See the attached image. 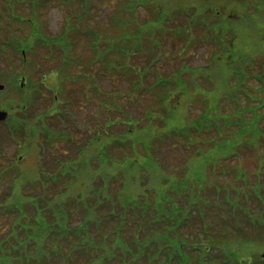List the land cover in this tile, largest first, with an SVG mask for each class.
I'll list each match as a JSON object with an SVG mask.
<instances>
[{"label":"rangeland","instance_id":"1","mask_svg":"<svg viewBox=\"0 0 264 264\" xmlns=\"http://www.w3.org/2000/svg\"><path fill=\"white\" fill-rule=\"evenodd\" d=\"M37 1L42 6L39 5L36 10L32 9L31 2L33 4ZM46 1H14L13 8L17 15L13 16L11 14L12 11L9 13L5 10L3 0H0V43L7 38H10L9 40L18 38L16 46L18 51L15 54H5L0 50V109H4L2 106H5L4 110L9 112L5 122L0 125V134L4 135L5 141H7V138L11 139L6 144L4 143L6 148L7 145L10 146L9 149H6V153L9 154L10 158L4 159L0 156V204L19 197L23 203L27 201V207H25V210H27L30 209L28 205L31 198L40 197V207H42L47 197H67L68 194L73 196L83 195V198L87 199V201L90 200V203H98L99 216L103 220L106 217V220H109L106 223L105 231L100 230V234L94 236H102L104 238L108 233L113 235L112 228L115 227V224L118 226L116 220L115 223L114 221L112 223V220L115 218L113 202L116 201L113 195L117 194L118 190H121L120 202L143 198L161 203L164 193L172 190L173 192H178V189L174 187L180 185L184 180H194L198 190L205 189L208 181L206 177L208 167L205 160L207 155H212L207 153L206 155L200 153L195 155L196 151L189 152V150L184 148L185 140L176 141L173 138H170L162 146L161 144L156 145L153 141L154 149L152 151L145 148L149 144L148 139H156L159 132L164 131L162 129L165 124L162 123L165 121V117L158 112V102L160 99L156 97L157 93L154 89H152V91L154 90L152 97L145 95L141 100L142 104L147 105L152 112L150 121H145L142 115L137 114L140 110L139 106L129 104L126 97L127 91L131 89L130 87L135 86L132 83V79L133 81L135 80L132 77L134 73L127 70L129 60H122L124 62L123 69L132 75H119L117 76V81L112 82L111 75L113 72L108 71L107 68H101L102 63L95 62L92 66L88 65V59L93 54L89 50L92 47L90 41L95 36L92 37L91 34L83 36L75 32L70 33L69 36H73L71 44L73 47L69 48V52L64 59L57 44L49 47H43L42 44H34V37H30V32L33 31V28L29 23L22 20L23 18L26 19L33 16L31 23L34 24V21H36L34 18H37L41 22L38 26L39 31L46 35L47 39H50L58 34L63 35L64 27L67 26L66 20L69 23L70 20H74L69 17L73 11L78 10L82 12L84 9L86 10V15L79 21L74 20L75 24L79 30H97L100 33L98 36L99 43L104 46H108L106 41L109 40L114 41L112 43L125 44L126 42H116L118 41L117 37L124 31L130 34L134 29L139 27V29L145 31L135 41L142 42L143 52H146L147 49L151 50V59H154L156 62L155 58L159 57L158 63H162L161 70L158 69L154 61V66L148 67L149 79L146 83L153 85L156 74L159 72L166 74L176 72L183 65L178 62L180 59H175L172 62L174 67L170 69L169 64L173 56L169 55L167 58L165 54H160V51L153 47L152 43L154 39L159 37L155 36L156 34L151 36L145 32H156L154 28L156 27L155 19H158L162 14H174L178 9L186 6L199 7L200 11L204 10L206 6H215L218 11L226 15L230 22H235L239 18V21L234 23L232 27L238 34L237 40H240L244 46L251 47L249 55H264V43H262L261 48H258L256 45V41L264 40V0H150L149 4L144 6V8L136 7L134 12H126L123 8L121 10V0H95L92 4H88V7L77 1H72L69 7L64 6L62 0H52L49 3H46ZM253 3H255L254 6H250L247 9V6ZM155 12L159 13L156 14ZM18 17L20 20L17 19ZM173 18L178 20L176 16ZM38 28L35 25L34 30H38ZM136 32L131 34H136ZM194 32H196L195 28ZM203 35L204 33L200 34V36L194 33V37L199 36V39ZM198 38H194V40ZM130 39H132V36H130ZM178 39L181 40L182 38ZM178 39H170L169 42H177L179 41ZM29 43L34 47L37 46L36 50L31 48ZM26 47H28L27 54L23 50L24 55H21L22 53H19V49ZM183 48L181 43L177 47H172L173 50L176 49L177 53L175 54H180L181 52V55H184V58L181 59L187 62L188 67L200 69L201 66L207 64L210 53H202L203 49L201 48L191 54L189 51H183ZM68 56H72V58H68ZM106 56L111 58L112 55L107 51ZM144 59V55H141L135 62L144 63ZM86 62V67L88 68L81 67L85 66ZM61 63L65 64V70L73 73L71 76H65L66 74L64 73L55 75V71ZM83 69L86 71L92 70L97 75L95 94L85 91L83 87V84H86L85 81H88L86 77L83 76V78L81 76ZM74 72L76 73L74 74ZM115 74L118 75L117 73ZM75 75L78 81L74 79L73 82L72 80L67 81L75 77ZM20 77L24 78L25 82L28 81L30 83L26 88L23 85L22 88L24 89H21L19 86ZM222 85V83H216L214 87ZM201 87L202 89H206V85L203 83ZM116 88L120 89V91L117 92ZM83 90L85 93H83ZM196 91L198 92L199 90L194 89L193 95L197 93ZM58 92L60 93L58 101L53 102L56 100V98L54 99V94L58 95ZM190 92L189 90L186 91L178 101L182 105L189 106L195 110L199 105L198 97L194 98L193 95H189L188 93ZM105 100L117 104L116 111H114V104H112L109 116L112 118L113 116L115 118L118 116L123 117L126 112L132 116L133 126L126 133L127 135L123 137V142L127 146L120 144V142H115L112 144L111 149L108 147L104 156L100 154V159L97 157L98 160H96L93 157L99 144H109L112 134H110V131L106 133L105 127L102 131L97 128L95 136L98 138V141H96L94 146L87 148L88 138H92V135L87 134L86 130L83 129L82 123H88L89 118L94 116V114H96L94 121L100 123L101 114L98 107L103 105V101ZM216 100V98H204L203 103L212 104ZM55 105L62 108L59 116L51 113V109L55 112ZM102 111L104 115H107L106 108ZM188 114L189 112L185 110L179 112L176 119L178 123L186 120L179 121L189 117ZM157 119L161 120L158 121ZM32 125L35 126L36 133L38 132L37 136L39 137L37 139H33V136L30 137L29 127ZM171 125L173 126L172 123ZM24 126L28 127L27 133L24 132ZM121 128L122 126L119 124L118 126H112L117 135L123 131ZM56 131L60 133L61 137L59 133L56 135L52 134V132ZM64 134L68 136L67 140H64ZM14 147H17V149H14ZM82 149L86 150L79 157L80 150ZM192 153L193 155L191 156ZM149 154H153L154 156L151 155V158H149ZM242 154V156L240 154V158L236 163H231L235 166L229 167L230 175L228 173L223 175L218 174V185L216 184L217 195L206 193L209 195L206 196L205 193L201 194L204 201L212 199L210 203L214 205V208L222 212L220 213L222 216L225 215V210H228L226 201L232 207L235 205L234 202L241 206L240 210L233 214H239L241 217L237 223V226H240V231H242L240 235L234 234V232L237 233V230L232 227V224L227 223L228 221L224 218L215 222L214 220L217 215L215 216L214 214L216 213L201 206L200 213L203 215V219H200L201 222L193 219L192 223L191 221H187L177 228H166L161 226L162 224L157 225L155 236H159L160 241L152 242L149 239H145L146 241L141 239V244L145 241V244L147 243L146 248L161 250V254L163 255L167 253L165 245L172 244L171 241L167 242L166 240L174 239L175 235L178 236L174 239L175 241H180V237H184L191 244L197 242L203 246H208L211 242L208 239H213L214 237V244L216 246L212 251L204 248L203 252L195 251L190 255L191 253L189 254V251L186 249L179 252L175 249V253L178 256L176 261H179L180 264H191L192 260L201 258H209L207 260H210L209 262H213L214 264L220 261H223V264H228L237 254L238 258L247 253L249 254L251 244L249 241H244L243 236H254L255 241H258L259 245L264 244V229L261 232H258L262 229L259 227L251 229L249 220L242 214V209L244 208L249 209L253 213V216L261 213L257 199L253 198L257 202L252 199L249 201V199L252 197L251 193H254L258 186L264 188V150L261 149L257 153L255 150L252 153L243 151ZM71 157H78V172L73 174L74 181L72 183L74 184L58 183V180L51 182L49 180L50 176L55 174L59 176V163L55 162L56 158L62 160L60 162L62 166L70 167L68 160ZM180 161L183 164L181 168H184V172L179 169V172H182L183 175L178 173V176L181 175L183 179L176 180V175L172 174L174 170L171 168H174ZM102 162L104 163L103 165H101ZM237 172L241 175L240 179L234 177V173ZM113 175H117V180L121 181L119 184H112ZM256 177L259 178L257 185ZM219 184L223 188L220 191L223 195L220 196V199L217 197L220 190ZM40 185L44 186V189ZM93 191L95 193L91 194ZM183 197H185V194L180 198L175 196L174 199L178 203V200L183 199ZM183 201L179 202V204L186 211L188 203L185 199ZM219 201L223 203V209H221L219 204L216 206ZM104 204L110 206L109 210H113V213L109 211L106 215ZM165 206L170 208V205L167 203H165ZM31 214L32 212H26V216H30ZM5 218L4 216L0 218V239L8 238L10 233V229L7 227L9 216ZM76 220L78 223L80 218H76ZM91 227L93 230L97 229L94 225H91ZM133 227L129 226L128 230ZM132 232L141 236L143 235L142 232L137 231L135 228L123 232V234L129 238ZM116 239L117 237L108 242L111 248L115 247L114 240ZM143 252L144 256L147 251L143 250ZM247 259H249V256H247ZM105 260L106 258H104V264ZM240 260L243 264L244 258ZM128 261L129 264H133L138 260L132 256ZM117 262L119 263V261ZM232 262L237 264L236 261L232 260Z\"/></svg>","mask_w":264,"mask_h":264},{"label":"trees","instance_id":"2","mask_svg":"<svg viewBox=\"0 0 264 264\" xmlns=\"http://www.w3.org/2000/svg\"><path fill=\"white\" fill-rule=\"evenodd\" d=\"M14 1L16 2L17 0H3L5 10L9 13L12 11L11 14L13 16L17 15L13 8ZM50 1L52 0H47L46 3ZM62 1L63 5L67 7H69L72 1L81 2L85 7H88V4H92L95 0ZM149 2L150 0H121L120 9L122 10L123 8L126 12H134L136 7L144 8ZM254 4L255 3L248 6L246 5L247 9L250 6H254ZM39 5V1L33 4L31 2L32 9L36 10ZM85 13L86 10L84 9L82 12L78 10L73 11L69 17L70 19L73 18L79 21L86 15ZM155 13L158 14L159 12ZM175 16L178 20L173 18ZM32 17L23 18L22 21L29 23L33 28V31L30 32V37H34L35 40L33 43L42 44L43 47L57 44L64 59L69 52V48L73 47L71 46L73 36H69L70 33L75 32L83 36H87L88 34H91L92 37L95 36V38H92L90 41L92 47L89 48V50L93 54L92 57L90 56L88 59V65L92 66L95 62L102 63L101 68H107L108 71L113 72L111 75L112 82L117 81V76L119 75H132L130 73L132 71L134 73L132 77L135 78L134 81L132 79V83H134L135 86L128 89L126 97L129 104L140 107L137 114L142 115L145 121H150L152 112L147 105L142 104L141 100L145 95L152 97L153 91H156V97L160 99L158 102V112L165 117V121L162 123L165 124V126L162 129L164 131L159 132L156 139H148L149 144L145 147L146 149L149 151L154 149L153 141L156 145L161 144L162 146L164 143H167L170 138H173L176 139V141L181 139L185 140L186 143L184 148L189 150V152L196 151V153H194L195 155L198 153L206 155L207 153L212 156L207 155L205 160L208 167L206 171L208 181L205 189L198 190L194 180H184L180 185L174 187L178 189V192H173V190L166 191L161 203L143 198H135L130 201L123 200V202H120L121 190H118L117 194L113 195L116 201L113 202L115 218L112 220V223L113 221L114 223L117 221L118 226L115 224V227L112 228L113 235L108 233L104 238L102 236H94L100 234V230L103 232L105 231L106 223L109 222V220H106L107 217L103 220L99 216L98 203H90V200L87 201V199H84L83 195L73 196L68 194L67 197H47L46 200L44 199L45 203L42 207H40V197H37L39 199L31 198L28 205L30 209L27 210H25L27 201L23 203L22 199L19 197L0 204V218H2V216H4V218L9 216L7 227L10 229L9 237L0 239V264H104V258H106L105 264H129L128 259L132 258V256L138 260L133 264H180L179 261H176L178 256L175 253V249L177 252L185 251L186 249L189 251V254L191 253L190 255L196 250L203 252L204 248L212 251L216 246L214 244V237L213 239H208L211 241L208 246H203L197 242L191 244L184 237H180V241H175L174 239L178 237L175 235L174 239L166 240L168 242L171 241L172 244L165 245L167 253L163 255L161 254V250H150L146 248L147 243L145 244V239H149V241L152 242L160 241V237L155 236L157 233L156 226L160 224L166 228H177L187 221H191L192 223L193 219L201 222L200 219H203V215L200 213L201 206L216 213L214 214L215 216L217 215L214 220L215 222L224 218L228 221L227 223L232 224V227L237 230V233L234 232V234L240 235L242 231H240V226H237V223L241 217L239 214L233 215L234 212L241 208L238 203L234 202L235 205L232 207L229 202L226 201L228 210H225V215L222 216L220 214L222 212L214 208V205L210 203L212 199L204 201L201 197V194L204 193L217 195L218 174L223 175L228 173V175H230V168L235 166L231 163H236L240 158V154L241 156L243 155V151L252 153L255 150L257 153L261 149L264 150V55H249V53H251V47H246L240 40H237L238 34L232 26L239 21V18H237L235 22H230L226 15L218 11L215 6H206L205 9L201 11L199 7L186 6L178 9L174 14H162L158 19H155L156 27L154 28L156 32H145L151 36L156 34L155 36L159 37L154 39L155 42L153 41L152 43L153 47L159 50L160 54H165L167 58L169 55L173 56L169 64L170 69L174 67L172 62L175 59H180L178 62L183 65L176 72H169L167 74L159 72L156 74L154 84L148 85L146 83L149 79L148 67L154 66V59L150 58L152 52L150 49L143 52L142 42L139 43L135 41L145 30L137 27L131 32L134 33L137 31L136 34L130 33L131 35L124 31L117 37L118 41L116 42H126L125 44L112 43L114 41L109 40L106 41L108 46H104L99 43L100 40L98 36L100 33L97 30H79L74 20H70L71 25L69 21L66 20L67 26L64 27V36L60 34L55 36L52 35L54 37L47 39L46 35L39 31L38 26L41 22L37 18H34L36 21L32 24ZM17 19H19V17ZM35 25L36 28H38V30L36 29L37 31L34 30ZM194 28L196 32H194ZM194 33L199 36L203 33L204 35L199 39V36L194 37ZM130 36H132L133 40L130 39ZM174 38L182 39L170 43L169 40ZM194 38L198 39L194 40ZM9 39L10 38H7L5 42L0 43V50L5 54H15L18 51L16 48L18 38H13V40ZM263 41L262 39L256 41L258 48H261L262 43H264ZM14 43L15 45H13ZM180 43L181 46L184 47L183 51L185 50V52L189 51L193 54L197 49L202 48V53H210L207 64L201 66L200 69L188 67V64H186L187 62L181 59L184 58V55L182 56L181 52L180 54H175L177 53L176 49H172V47L179 46ZM29 45L36 50L37 46L34 47L30 43ZM23 50L24 53L27 54L28 47L19 49V53L21 54ZM98 51L99 53H97ZM107 51L111 53V58L106 56ZM141 55L145 57L144 63L135 62ZM68 58H72V56H68ZM75 59L77 58L75 57ZM125 59L129 60L127 70L130 72H125L123 69L124 62H122V60ZM155 59L156 62H154L157 64L158 69L161 70L162 63H158L159 57ZM77 63L79 64L78 61ZM86 66L87 62L85 66L81 67L88 68ZM64 68H66L65 64H59L58 69L55 71V75L64 73L66 74L65 76H71L73 74ZM75 73L76 72H74V74ZM81 73V76L86 77L88 80L85 81L86 84H83L85 91H90L95 94V80L97 75L95 72H92V70L86 71L83 69ZM73 79L78 81L76 75L67 81L72 80L73 82ZM202 83L206 85V89H202ZM216 83H222L223 85L214 87ZM29 84L30 83L26 81V85ZM152 89L154 90L152 91ZM194 89L199 90L198 92L196 91V96L193 95ZM115 90H117V92L120 91L118 88ZM188 90L189 92L191 91L188 93L189 95H193L194 98L198 97L199 105L195 110L189 106L182 105V103L178 101ZM85 91L83 90V93H85ZM59 94V92L58 95L54 94V99L56 98V100H58ZM204 98H216L217 100L209 104L203 103ZM112 104L114 103L105 100L103 101V105L98 107L101 114L100 123L94 121L96 114L89 118L88 123H82L83 129L86 130L87 134L90 136L92 135V138H88L87 148L94 146L96 141H98V138L95 136L97 128L102 131L105 127V132L108 133L110 131V134H112L109 144H99L98 149L95 151L96 154L93 157V159L96 160L104 156L108 147L111 149L112 144L115 142H120V144L127 146V144L123 142V137L127 135L126 133L133 126V118L126 112L123 117L118 116L115 118V116H113L112 118L109 116V110ZM113 107L114 111H116L117 104H114ZM105 108L107 115H104L102 111ZM55 109L56 111H60L62 108L61 106H56ZM182 110L189 112V117L179 120L182 121L186 119L178 123L176 119L179 112ZM157 120L159 121L161 119ZM118 124L122 126L121 129L124 131L120 132L119 135L112 129V126H118ZM35 129V126L32 125L31 136H33V139L39 137ZM27 131L28 127L24 126V132L27 133ZM57 133L59 132H52L54 135ZM59 136L61 137L60 133ZM64 137V140L68 139V136H65V134ZM85 150L86 149L80 150L81 153L79 157ZM100 154L101 156L99 157ZM151 155L154 156L153 154H149L148 157L151 158ZM192 155L193 153L191 156ZM77 160L78 157H71L70 160H68L70 167H64L60 163L62 160L56 158L55 162L59 163V176L55 174L50 176L49 180L51 182H56L58 180V183L63 182L64 184L72 183L74 181L73 174L78 172ZM179 163H177L174 168H171L174 170L172 174L176 175V180L183 179L181 176L183 174L179 172V169L184 172V168H181L183 166L181 161ZM103 164L102 162L101 165ZM178 173L181 175L178 176ZM240 176L238 172L234 173V177L240 179ZM117 179V175H113L112 184H119L121 182ZM255 179L257 180V185L259 178L256 177ZM40 187L44 189V186L40 185ZM219 187L220 190L217 197L220 199L222 195L220 191L221 189L223 190V188L220 184ZM94 193L95 191L91 194ZM183 194H185L183 199L188 203V209L186 211L183 210L179 204L183 199H179L178 203L174 199L175 196L180 198ZM208 194H206V196H209ZM251 194L252 197L249 201L251 199L256 201L253 199L256 198L260 205L259 210L261 213L257 216H253V213L246 208L242 209L243 213H240L249 220L251 229L259 227L262 229L258 232H261L264 229V188L258 186L256 191ZM66 198L67 200H65ZM220 202L221 201H219L216 206L219 204L221 209H223L224 205ZM165 203L170 205V208L165 206ZM104 206L106 215L109 211L113 213V210H109L110 206L106 204H104ZM26 212H32V214L26 216ZM76 218H80L78 223ZM91 225L96 226L97 229L93 230ZM129 226H134L133 228L142 232L143 235L141 236L140 234L132 232V235L130 234L132 238L129 239L130 237L128 238L123 234V232L133 229L131 228L128 230ZM116 237L117 239L114 240L115 247L111 248L108 242ZM141 239L145 240L142 244ZM243 240L250 242V252L253 251L251 255L247 253L241 256L242 258L245 257L244 263L261 264L260 261L262 260L259 258L258 253L264 250V244L259 245L258 241H255L254 236L251 235L243 236ZM143 250L147 251L144 256ZM128 255H130V257H128ZM247 256H249V259H247ZM201 259L192 260L191 264H207V262L208 264H214L213 262L210 263V260H207L209 258ZM232 260L236 261L237 264H242V262L239 263L238 254L234 259H231V262L228 264H235ZM117 261H119V263ZM219 263L223 264L224 262L220 261L215 264Z\"/></svg>","mask_w":264,"mask_h":264},{"label":"flooded vegetation","instance_id":"3","mask_svg":"<svg viewBox=\"0 0 264 264\" xmlns=\"http://www.w3.org/2000/svg\"><path fill=\"white\" fill-rule=\"evenodd\" d=\"M0 125H2V123H0ZM8 140H11V139L10 138H7V141ZM7 141H5L4 135H1L0 134V156H2V158H4V159L5 158H7V159L10 158L9 154L6 153V149H9L10 148L9 145H7V148L5 147V144H6ZM14 149H17V147H14Z\"/></svg>","mask_w":264,"mask_h":264},{"label":"water","instance_id":"4","mask_svg":"<svg viewBox=\"0 0 264 264\" xmlns=\"http://www.w3.org/2000/svg\"><path fill=\"white\" fill-rule=\"evenodd\" d=\"M0 88H1V86H0ZM5 117H6V112L0 110V120L5 119Z\"/></svg>","mask_w":264,"mask_h":264}]
</instances>
